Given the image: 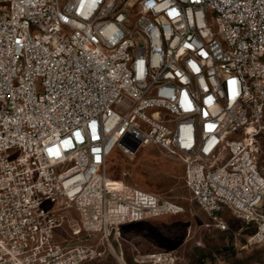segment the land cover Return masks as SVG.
Returning a JSON list of instances; mask_svg holds the SVG:
<instances>
[{"label":"built area","instance_id":"2783aa9c","mask_svg":"<svg viewBox=\"0 0 264 264\" xmlns=\"http://www.w3.org/2000/svg\"><path fill=\"white\" fill-rule=\"evenodd\" d=\"M263 132L264 0H0V264H88L183 213L108 172L150 145L218 228L228 211L260 240Z\"/></svg>","mask_w":264,"mask_h":264},{"label":"rangeland","instance_id":"374dc122","mask_svg":"<svg viewBox=\"0 0 264 264\" xmlns=\"http://www.w3.org/2000/svg\"><path fill=\"white\" fill-rule=\"evenodd\" d=\"M260 140L264 160V132ZM124 170L128 172L125 177ZM108 172L171 199L185 211L122 227L109 241L104 240L106 251L88 264H141L137 260L142 255L171 250L178 257L175 264H264V236L253 240L258 223L246 224L226 211L223 215L228 228H218L191 201L184 165L164 156L157 146H147L133 158L113 152L108 158ZM103 249L101 245L98 251Z\"/></svg>","mask_w":264,"mask_h":264}]
</instances>
